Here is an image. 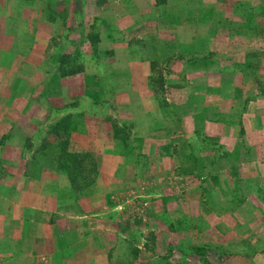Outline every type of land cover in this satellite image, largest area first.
I'll return each mask as SVG.
<instances>
[{
    "label": "rangeland",
    "instance_id": "rangeland-1",
    "mask_svg": "<svg viewBox=\"0 0 264 264\" xmlns=\"http://www.w3.org/2000/svg\"><path fill=\"white\" fill-rule=\"evenodd\" d=\"M34 2L0 0V43L29 37L32 24L39 25L37 36L45 37L44 19L60 31L68 25L71 34L64 37L79 43L68 41L62 55L70 70L88 65L92 56L100 60L92 45L102 15L115 6L125 17L128 6V0H36L40 7L52 6L53 13L39 14L30 8ZM150 5L133 46L150 62L149 107L157 103L162 111L112 119L119 146L141 155L128 158L130 187L106 192L93 208L82 199L71 208L58 199L49 236L35 240L12 236L20 230L12 220L16 207L7 202L13 195L0 188V264H11L14 254L18 264H264V190L253 189L250 153H264V141L252 147L247 137L260 132L254 124L264 134V0H152ZM79 7L84 15L78 28ZM12 72L0 63V121L3 107L5 118L12 116L15 99L28 105L30 89L40 107L37 88L45 85L43 79L13 78ZM39 114L32 113L33 123L22 122L21 131L8 126L2 136L8 141L0 144L11 154L0 157V185L19 181L32 189L35 180L21 181L26 174L36 178L37 188L44 187L36 156L27 159L26 152L48 149L58 152L61 171L69 177L71 169L81 188L94 175L90 163L83 161L76 170L65 159L68 152L81 151L70 140V120L36 129ZM160 121L164 125L148 136L139 128ZM17 160L26 165L18 167ZM93 160L98 165V158ZM24 207L21 211L31 209ZM29 248L36 253L30 259L22 254Z\"/></svg>",
    "mask_w": 264,
    "mask_h": 264
},
{
    "label": "crops",
    "instance_id": "crops-1",
    "mask_svg": "<svg viewBox=\"0 0 264 264\" xmlns=\"http://www.w3.org/2000/svg\"><path fill=\"white\" fill-rule=\"evenodd\" d=\"M35 3L36 0L30 7L33 13H53L52 6L48 3L44 7L35 5ZM150 4H152V0H128L125 17L120 16V9L117 7L108 6V11L102 15L99 38L92 45L94 51H97V59L100 57V60L96 61L92 56L88 58L92 61L88 62V65H81L80 67L78 65L76 68L73 67L75 69L71 71L69 68L72 67L66 69L61 63L63 61L62 55L67 50V42L69 41V45L71 42L72 45L76 43V40H70L71 37L68 40L64 37L70 30L68 25L60 31L53 20L44 19L47 32L43 38L37 36L39 25L34 27L32 24L29 37L15 39L14 36L10 41L1 40L0 63L4 68L5 66L12 67V77L36 79L34 81L43 79L45 85L42 89L40 86L37 88L40 107L34 105L35 101L32 98L34 93L30 89L28 105L24 106L20 100L17 104L15 102L17 99H15L12 116L5 118V108H1L4 118L2 117L0 121V140L4 139V143L8 141L7 137H2L8 134V126L14 129L19 127L21 131V126H25V123L22 122L33 123V112H40L38 115L41 119L40 125L36 129L47 128L51 122L57 124L68 117L70 120V140L81 150L78 153L90 154L92 157L98 158V165L94 170L96 175L93 174L90 183L79 189L82 191L80 194L79 190L73 187L70 177L58 166L60 158L58 152L47 151L48 149L28 150L26 152L27 159L35 156L37 158V166L42 171L39 179L44 183V187L37 188L36 178L26 174L21 177V181H29L30 178L35 180V187L32 189L29 185L18 183L19 181H12L10 183L12 186L9 184L0 185L1 189H6L8 194L13 195L12 200L8 199L7 202L12 203L10 204L12 208L16 207V210L13 211L12 220L20 228L18 232L12 235L13 237H26L35 240L49 236L46 230L50 229L48 227L50 216L58 205V199H63V203L70 204V208L77 199H82L88 205H92L93 208L97 201L105 198L106 192L130 187L131 182L127 175L132 166L128 164V158H139L141 155L132 153L133 150L131 151L130 147L122 149L119 146L121 139L112 136V119L120 118V116H126L128 119H140L143 114L146 118L150 108L154 109L153 113L156 116L162 111L157 103L149 107L147 97L150 62L147 57L138 54L133 46L136 43V38L142 37L143 23L146 22V17L143 15L151 6ZM74 15L79 28L84 15L83 7H79ZM71 28H75V26ZM69 32L71 34V31ZM98 51H102V53ZM89 67L91 68L89 69ZM90 77L94 81L91 82ZM19 93L21 94V91ZM54 99L60 101L58 104L61 105H57ZM111 101L114 102L111 107L113 113H106L104 109H107ZM252 105L255 109L258 104L255 102ZM258 120L254 117L252 121L256 123ZM38 121L39 119L35 120L36 123ZM27 125L29 126V123ZM161 125L164 124L162 122L151 125L146 123L139 128L141 131H145L144 134L148 136L150 129L157 127L156 129L159 130ZM262 128V126L257 127L254 124V131L259 130L260 132L256 133V131L253 135L248 134L247 137L248 139L250 137L251 142L253 139L252 147L255 145L261 147L263 144ZM36 133L37 131L34 136ZM15 134L18 133L15 131ZM28 136L30 134H27L24 141L29 140ZM241 137H245V135H241ZM41 140L39 141L41 142ZM34 141L35 137L32 142ZM17 152L18 149H15L14 153ZM250 153H252L254 160L252 173L256 187L253 186V189L257 194V190H264V153L255 149ZM6 154L11 153L5 150V145L2 143L0 144V157H5ZM18 157L19 155L16 154L14 158ZM17 163V166H21V168L26 165L24 162L18 161ZM50 172L54 176L48 174ZM22 198H24V202H22ZM25 205L31 209L21 211ZM36 207L38 208L35 209ZM25 213L30 214V216L27 217ZM26 227H28V233L22 234V228ZM23 252V255H29V259L30 256L36 254L30 248L29 252ZM19 253L21 254L20 249ZM11 254L13 255V253ZM13 259L11 264H18Z\"/></svg>",
    "mask_w": 264,
    "mask_h": 264
},
{
    "label": "trees",
    "instance_id": "trees-1",
    "mask_svg": "<svg viewBox=\"0 0 264 264\" xmlns=\"http://www.w3.org/2000/svg\"><path fill=\"white\" fill-rule=\"evenodd\" d=\"M69 71H71V70H69ZM65 159L69 160L70 164L72 163V167L77 166V167H74L76 170L79 167V164H81L83 161H86L88 164L90 163L91 168H92L90 170L91 171L90 176H91V174H94V170H95L96 165H95V161L93 160V157L90 154H85V153L82 154V153H78V152L73 151V152H70ZM67 171L69 173L68 175L71 179L73 187L79 190L80 188L75 184V177H74L73 171H71V169H70V171L69 170H67ZM77 172H79V171H77ZM74 173H75V171H74ZM89 183H90V181L84 183L82 188L85 187L86 185H88ZM191 247H193V246H191ZM194 248H200V247H198V245H197Z\"/></svg>",
    "mask_w": 264,
    "mask_h": 264
}]
</instances>
